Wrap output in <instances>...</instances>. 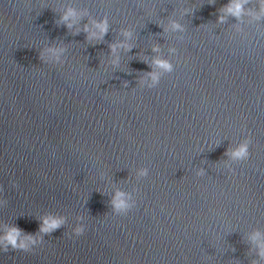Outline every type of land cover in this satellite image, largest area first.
Instances as JSON below:
<instances>
[{
    "label": "water",
    "instance_id": "1",
    "mask_svg": "<svg viewBox=\"0 0 264 264\" xmlns=\"http://www.w3.org/2000/svg\"><path fill=\"white\" fill-rule=\"evenodd\" d=\"M232 2L0 0V264H264V0Z\"/></svg>",
    "mask_w": 264,
    "mask_h": 264
},
{
    "label": "clouds",
    "instance_id": "2",
    "mask_svg": "<svg viewBox=\"0 0 264 264\" xmlns=\"http://www.w3.org/2000/svg\"><path fill=\"white\" fill-rule=\"evenodd\" d=\"M247 2H248V0H234V2H232L226 6L228 13H230L231 15H233V16L237 17V19H239L241 17L242 13L244 12V4H246ZM262 11H264V6H262ZM75 15H76L75 10L69 8L68 11L66 12V14L64 15L63 19L65 21H67L69 19V17H73ZM257 18H259V17H257ZM220 19L222 22L223 17H221ZM69 27H71V25H69ZM96 28L99 29V33L101 36L106 35L107 30H108L107 21L105 20L102 23H97ZM172 28L178 29V28H180V25L173 22ZM87 30L88 29L86 27L85 31H87ZM92 35L95 36V35H97V33L93 32ZM125 35L130 37L131 33L126 32ZM112 47H113V51H115L116 46L113 45ZM156 50H158V49H154V51H156ZM49 51L57 52V51H63V49H59V50L49 49ZM155 63L167 71L172 70L171 64L165 60L157 59L155 61ZM153 79L155 81L156 77L153 76ZM249 143H250V141H246L236 151H234L232 153V155L237 159H247L250 155V153L248 151V144ZM146 174H147V171L144 170L142 172V175H146ZM123 195H124L123 193L118 192L116 195V198L113 201L114 206H115L117 211H121V210L126 211L127 209H129L131 207V205H129L128 202L122 198ZM62 224H63L62 219H54V218L48 217L44 220L40 231L43 233H51L55 229L59 228ZM84 233H85V229L83 226L75 229V235L76 236H81ZM20 235H21V229H19L18 227H12L9 231H7L6 234L4 235V237L2 238L4 241H6L3 250L5 252L9 251L8 245H11L12 250H23L25 252L33 251L34 248L32 247V245H35L37 243V241L31 235H27L24 240L18 242V238L20 237ZM259 235H260L259 233H256V235H254L252 237V239L256 240ZM260 248H261L260 255L262 257H264V244L260 245Z\"/></svg>",
    "mask_w": 264,
    "mask_h": 264
}]
</instances>
